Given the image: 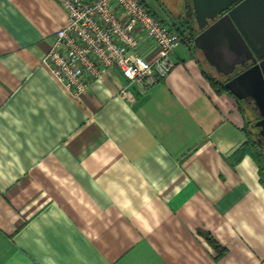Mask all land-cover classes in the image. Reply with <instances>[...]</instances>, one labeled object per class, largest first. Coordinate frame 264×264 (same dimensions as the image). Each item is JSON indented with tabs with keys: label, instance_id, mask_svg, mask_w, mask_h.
I'll return each mask as SVG.
<instances>
[{
	"label": "crops",
	"instance_id": "crops-1",
	"mask_svg": "<svg viewBox=\"0 0 264 264\" xmlns=\"http://www.w3.org/2000/svg\"><path fill=\"white\" fill-rule=\"evenodd\" d=\"M63 14L0 0V264H264L259 150L196 23L149 92L113 72L75 98L41 65Z\"/></svg>",
	"mask_w": 264,
	"mask_h": 264
},
{
	"label": "built area",
	"instance_id": "built-area-1",
	"mask_svg": "<svg viewBox=\"0 0 264 264\" xmlns=\"http://www.w3.org/2000/svg\"><path fill=\"white\" fill-rule=\"evenodd\" d=\"M54 1L64 24L41 65L75 98L119 72L128 83L120 94L133 101V90L145 94L172 72L189 38L181 20L157 14L149 0Z\"/></svg>",
	"mask_w": 264,
	"mask_h": 264
},
{
	"label": "water",
	"instance_id": "water-1",
	"mask_svg": "<svg viewBox=\"0 0 264 264\" xmlns=\"http://www.w3.org/2000/svg\"><path fill=\"white\" fill-rule=\"evenodd\" d=\"M191 1L194 48L238 102L253 98L261 118L254 127L264 136V0Z\"/></svg>",
	"mask_w": 264,
	"mask_h": 264
},
{
	"label": "rangeland",
	"instance_id": "rangeland-1",
	"mask_svg": "<svg viewBox=\"0 0 264 264\" xmlns=\"http://www.w3.org/2000/svg\"><path fill=\"white\" fill-rule=\"evenodd\" d=\"M152 8H153V11H155L157 14L163 16L165 18V13H170L172 15H174V18L173 19H176V20H181L182 23H184L187 27H191L193 28L194 30V33L196 32L195 31V21H194V18H192L191 16V11H193V7L190 3V1L188 0L187 1V6H191L189 10H187L188 8L185 9V5H184V2L183 0H149ZM162 6V8L160 7ZM164 8V9H163ZM165 14V15H164ZM176 15H179L178 17ZM193 33V35H194ZM194 40V38H193ZM192 40V44H194ZM204 66L206 67V69L208 70V72L211 74V76L213 78H217V76L215 75V72L210 70L205 63H203ZM244 106V105H243ZM244 111L247 113V116H248V124H249V129H251V124H253L254 122V117L251 115V113L249 111H247V109L245 108L244 106Z\"/></svg>",
	"mask_w": 264,
	"mask_h": 264
},
{
	"label": "flooded vegetation",
	"instance_id": "flooded-vegetation-1",
	"mask_svg": "<svg viewBox=\"0 0 264 264\" xmlns=\"http://www.w3.org/2000/svg\"><path fill=\"white\" fill-rule=\"evenodd\" d=\"M231 78H233V76ZM244 103H245L244 106L247 109V111H249L255 119L253 124L250 125L251 126V129L249 130L250 138L254 142L255 146L259 150V152L262 155L263 160H264V136H262L260 134L259 129L254 127L255 124L261 119L260 118V112L257 110L253 98L247 97V99L244 101Z\"/></svg>",
	"mask_w": 264,
	"mask_h": 264
},
{
	"label": "trees",
	"instance_id": "trees-1",
	"mask_svg": "<svg viewBox=\"0 0 264 264\" xmlns=\"http://www.w3.org/2000/svg\"><path fill=\"white\" fill-rule=\"evenodd\" d=\"M189 1H190L191 5H192L191 0H189ZM190 7L191 6H188L187 10H189ZM191 16L193 18V11H191ZM209 79H210L211 83L214 85V87L218 89L219 92H228L229 93V91L225 89V86H223L226 83V79L225 78H221V77L218 76L217 78L209 77ZM249 130L250 129H249V125H248V128H247L248 134H249ZM248 136H249V139L246 142V146H248V148H250L251 146H255L254 142L250 138V135H248ZM239 155L240 154H238V156ZM256 157H257L258 162L260 164V173L262 175V174H264V162H263L264 160H263V157H262V155L260 154L259 151H258V154H257Z\"/></svg>",
	"mask_w": 264,
	"mask_h": 264
}]
</instances>
